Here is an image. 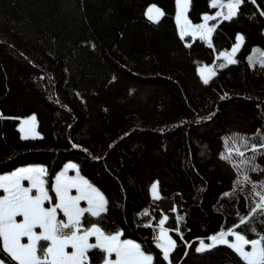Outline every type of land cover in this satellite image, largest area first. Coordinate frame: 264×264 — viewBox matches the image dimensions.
<instances>
[{
  "label": "trees",
  "instance_id": "16d2710c",
  "mask_svg": "<svg viewBox=\"0 0 264 264\" xmlns=\"http://www.w3.org/2000/svg\"><path fill=\"white\" fill-rule=\"evenodd\" d=\"M211 2L190 0L189 20L216 13ZM150 4L164 13L158 23L145 14ZM261 11L264 0H245L233 19L210 21L217 27L209 47L180 38L175 0H0V174L44 166L54 204L53 178L73 161L108 200L100 218L85 214V228L121 231L154 264H168L155 240L167 216L164 227L178 245L172 264H245L225 245L195 248L238 225L257 200L252 184L260 190L264 182V148L250 150L264 144ZM237 35L244 37L237 63L220 68L218 53ZM204 65L215 67L208 84L197 72ZM31 114L40 135L24 140L18 123ZM233 147L245 151L233 160L254 157L257 170L223 159ZM245 172L252 183H237ZM58 218L65 219L59 210ZM235 230L256 239L264 216ZM89 256L103 264L99 250ZM0 260L9 264L2 251Z\"/></svg>",
  "mask_w": 264,
  "mask_h": 264
},
{
  "label": "snow or ice",
  "instance_id": "6c2138e0",
  "mask_svg": "<svg viewBox=\"0 0 264 264\" xmlns=\"http://www.w3.org/2000/svg\"><path fill=\"white\" fill-rule=\"evenodd\" d=\"M244 2L245 0H230L226 5L227 15L221 11H217L215 15L205 14L202 17V23L193 24L187 16L190 0H176V22L179 26L180 38L184 39L190 35L195 39L199 36L200 39L207 40L211 47V37L217 24L210 26L209 21L220 22L221 19H233ZM251 2L255 4L256 0H251ZM210 6L216 8L217 0H212ZM146 15L150 21L158 23L164 13L152 6L148 8ZM260 15L264 16V11H261ZM236 40L237 43L232 47L231 52L219 54L226 61L219 65L220 68L237 63L234 57L243 44V35H237ZM257 51L259 50H254V52ZM260 56L259 63L261 67H264V52H260ZM248 59L251 62L253 58L250 56ZM198 72L204 84H208L211 77L216 74L214 68L210 66H203L198 69ZM36 123L35 115L21 120L19 130L25 133L22 139L39 137V133L36 132ZM243 146L246 150L248 149L246 139L243 140ZM261 148H264V144L259 147L251 145L250 150L255 153ZM233 153L238 157H245V151H242L240 147H233L229 148L228 154L222 158L231 161L238 169L242 166H250L251 171L257 170L252 163L254 157L237 162L232 159ZM68 169H77V174L68 176ZM47 175L48 171L43 166L21 167L10 174L0 175V189L4 192V195L0 196V251L9 258V264L12 262L15 264H91L89 253L93 250H99L104 254L103 264H154V256L147 253L141 244L129 239L122 240L121 231L108 234L95 223L87 228L83 226L85 214L100 218L108 211V200L104 193L89 180L79 175L76 164H68L55 177L53 191L57 202L51 207L44 206L45 202L51 203L52 201L45 186ZM24 181L29 182L28 187L24 186ZM237 183L252 182L245 172L243 181L238 180ZM158 184L159 182H154L151 186L153 198L157 200L161 198L158 193ZM252 188L257 200L247 216L241 217L240 223L234 228L227 231L222 230L210 236L208 239L211 243L200 240L199 246L195 248L197 253L211 250L218 245H225L232 249L245 264H264V234L257 233L258 238L249 240L235 230L241 225L250 223L257 214L264 216V182H260V190H257V185L254 183ZM73 189L76 195H72ZM33 190H35V195L32 194ZM82 201L86 202V207H81ZM58 210L66 219L58 218ZM172 211L175 212L176 209L173 208ZM18 217L22 219L18 221ZM167 219V216H163L159 220V234L155 240L163 259L172 264L171 254L178 245L177 241L169 235V230L164 227ZM182 219L183 217L177 216L178 222ZM145 226L151 227L152 225ZM174 231L179 233V228ZM251 231L255 232L256 229L252 228ZM230 236L234 238L232 241L228 239ZM23 238L27 239V243H22ZM91 238H94L95 242H90ZM181 239H183L182 234ZM249 245L251 250H245ZM69 248L71 251H68ZM113 254L115 255L114 260L111 259ZM0 264H5V261L0 260Z\"/></svg>",
  "mask_w": 264,
  "mask_h": 264
},
{
  "label": "rangeland",
  "instance_id": "374dc122",
  "mask_svg": "<svg viewBox=\"0 0 264 264\" xmlns=\"http://www.w3.org/2000/svg\"><path fill=\"white\" fill-rule=\"evenodd\" d=\"M229 2H230V0L225 1V2H221V1L217 0V4H218V6H219V10H218V11H221L224 15H227L228 10H227L226 5H227ZM175 4H176V0H175ZM152 6H155V8H159V7H158L157 5H155V4H150V5H148V6L146 7L145 14H146L148 8H149V7H152ZM159 9L162 11L161 8H159ZM176 12H177V5H176ZM176 12H175V22H176ZM204 15H205V14H204ZM208 15H215V13H214V14H208ZM146 16H147V15H146ZM187 16H188V12H187ZM188 18H189V17H188ZM202 22H203V20H202L200 23H202ZM200 23H198V24H200ZM193 24H194V23H193ZM209 25L211 26L210 21H209ZM176 26H177V30H178V33H179V26H178L177 22H176ZM179 35H180V34H179ZM189 36H190V35H189ZM189 36H186V37H189ZM186 37H184V39H185ZM190 37L192 38V36H190ZM197 37H199V36H197ZM206 41H207V40H206ZM236 43H237V42H236ZM236 43H235V44H236ZM235 44H233V45L231 46L230 49H228V50H223V51H221V52H231V49H232V47H233ZM221 52L218 53L217 57L221 58V62H222V63H226V61L224 60V58L219 56V54H220ZM204 66H210V67H213L214 70H215V67H214L213 65H204ZM201 67H203V66H199L198 69L201 68ZM198 69H197V72H198ZM198 74H199V72H198ZM206 74H207V73H206ZM199 76H200V74H199ZM200 78H201V76H200ZM211 78H212V77H211ZM32 115H35V114H31V115H29V116H27V117H25V118H22L21 120L28 119V118L31 117ZM35 116H36V115H35ZM21 120H20L19 123H18V128H19V129H20V122H21ZM36 122H37V118H36ZM19 131H20V130H19ZM36 132L39 133L38 128H37V123H36ZM20 133H21V132H20ZM24 134H25V133H21V135H24ZM27 134L31 135V133H27ZM39 135H40V133H39ZM68 164H76V163L73 162V161H68V162H66V163L63 165V167L58 171V173H57V174L54 176V178H53L52 185H51L52 190H53V186H54V183H55V177H56L60 172H62ZM76 165H77V164H76ZM28 166H42V165H27V166H24V167H28ZM43 167H44V166H43ZM77 167H78V165H77ZM78 170H79V167H78ZM10 173H11V172H10ZM10 173H4V174H0V175H7V174H10ZM76 174H77V169H68V171H67V175H68V176H75ZM79 175L82 176V177H84V176L80 173V171H79ZM84 178L87 179L86 177H84ZM45 179H46V177H45ZM87 180H88V179H87ZM89 182H90V181H89ZM90 183H91V182H90ZM23 184H24L25 187H28V186H29V182H28V181H24ZM45 186H46V188H47V190H48L47 185H45ZM95 187H96V186H95ZM48 192H49V190H48ZM53 192H54V191H53ZM150 192H151V195H152L151 188H150ZM158 193H159V191H158ZM32 194H33V195L36 194V193H35V190H33ZM54 194H55V192H54ZM2 195H4V192H3L2 189H0V196H2ZM49 195H50V194H49ZM72 195H76V191H75V189L72 190ZM152 196H153V195H152ZM55 198H56V196H55ZM56 202H57V200L55 201V203H56ZM55 203H54V204H55ZM52 205H53L52 202H51V203H48V205H46V202H45V205H44V206H45V207H51ZM86 206H87L86 202L82 201V202H81V207H86ZM20 219H22V217H18V218H17L18 221H19ZM65 219H66V218H65ZM37 231H39V229H37ZM169 235H170V234H169ZM228 239H229L230 241H232L234 238L230 236V237H228ZM122 240H123V239H122ZM129 240H130V239H129ZM90 242H95V240H94V241H91V239H90ZM22 243H27V239H26V238H23V239H22ZM209 243H211V241H209ZM245 250L250 251V250H251L250 245H249V246H246ZM68 251H71V249L69 248ZM111 259H113V260L115 259V255H114V254L112 255ZM167 262H168V261H167ZM168 264H169V262H168Z\"/></svg>",
  "mask_w": 264,
  "mask_h": 264
}]
</instances>
